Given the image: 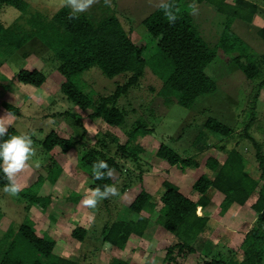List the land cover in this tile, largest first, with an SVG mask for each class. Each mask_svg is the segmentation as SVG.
<instances>
[{"label": "rangeland", "instance_id": "obj_1", "mask_svg": "<svg viewBox=\"0 0 264 264\" xmlns=\"http://www.w3.org/2000/svg\"><path fill=\"white\" fill-rule=\"evenodd\" d=\"M25 1L28 3L26 12L11 5L4 6L0 12L3 25L12 29L14 33L31 35L27 30L30 29L27 17L40 13L46 18H51L62 6H69L76 13L88 16L94 23L116 15L134 42L142 41L148 44L151 43L152 37L142 21L167 0H93L85 11L75 9L68 4V0ZM225 1L236 4L240 0ZM251 1L256 2L262 11V15L258 11L257 16L263 17L264 0ZM188 7L192 10L197 24L199 23L203 36L210 42L215 41L224 27L223 15L206 2L198 3L194 0L189 2ZM258 25L254 22L234 21L231 27L251 44L254 53H263L264 42L256 34ZM23 26L26 29H23ZM42 44L39 38L31 36L19 49L0 53V61H3L0 63V122L6 129L12 126L19 132L30 133L33 140L34 154L28 161V166L16 174L21 189L38 185L36 184L38 177L41 175L45 178L55 161L63 170L54 183L46 177L40 187L32 188L30 196L6 193L0 187V236L5 235L9 229L13 230V233L4 239L0 237L2 249L13 239L20 240L15 227L22 222H28L32 223L38 235H47L56 240L54 247L56 254L76 264H111L113 258L130 260L136 264H204L202 255L204 251L210 249H203V245L204 242L211 240L216 241L212 252L218 253L225 261L244 259L241 244L246 232L255 224L258 217V213L251 208V203L256 200V193L244 206L234 203L228 214L215 224V227H220V231L217 233L209 230L201 238L203 245L196 243L197 252L185 254L181 259L178 258L179 262L168 261L167 248L175 240L160 224L159 208L162 205L160 198L164 189L159 183L161 175L155 174L160 173L162 169L166 170L168 162H162L166 161L162 158L155 160L154 157L158 158L155 153L158 143H165L184 158L189 157L187 154L196 152V137L204 130L207 135L203 138H207L211 147L198 155L199 168L197 170L191 168L193 181L206 173V158L210 153L226 155L239 139L241 140L236 149L245 154L251 174L260 179L262 169L257 157V146L243 135L245 127L251 123L252 137L258 143L262 141L264 144L262 132L264 86L258 92L255 89L256 82L248 81L240 69L232 70L230 61L233 55L224 54L222 51L207 67L208 74L217 80L216 90L199 97L190 107L180 105L174 98L166 102L159 94L161 81L151 72L149 66H146L140 80L126 92L121 91L127 81L126 78L123 76L109 78L99 68L92 67L77 77V84L94 97L96 106L100 105L104 97L115 96L119 90L120 95L115 98V104L124 109L125 121L118 127L110 126L103 118H91L90 110H83L66 98L60 87L62 79L57 71L58 61L52 51ZM21 68L44 69L47 78L40 87L23 83L17 77ZM258 95L261 104H257ZM2 101L18 106L19 114L10 113L1 104ZM259 114L262 115L263 129H259V119L256 120ZM209 117L222 121L226 126L233 128V132L228 137L213 134L204 124ZM78 118H82V128L80 123H76ZM139 120L149 125L152 130L139 140L144 149L139 153L138 160L129 150L130 146H134L135 140L130 142L131 145L125 152L119 150L117 145L127 142ZM83 125L86 134L77 147L67 152L62 151L58 145L49 151L44 149L43 141L51 131H56L64 138L71 136L78 138V133L83 131ZM258 132L260 135H257ZM203 140L201 138V141ZM218 145H224L228 150H223ZM89 149L101 155H114L119 163V168L112 171L116 194L98 199L94 207L81 203L85 191L91 190L93 182L89 166L82 161L84 153ZM197 153L198 151L195 155ZM159 162L164 166L162 168L159 165L156 171L153 166ZM36 163H39V167L35 166ZM150 175L154 179V187H158L157 192L153 193L158 206L135 213L129 210L128 206L141 190H147ZM262 183L264 179L260 180L259 188ZM182 189L188 194L187 186ZM212 199L208 211L210 215H216L219 209L215 203L218 204L219 199L217 196ZM140 214L150 217L152 221L151 228L146 230L143 236L137 234L132 236L124 249L112 245L105 239L104 227L107 222L122 218L137 219ZM77 227H82L86 231L82 240L72 234ZM162 231H166L167 235ZM1 253L2 250L0 257ZM211 257L214 256H209V259Z\"/></svg>", "mask_w": 264, "mask_h": 264}, {"label": "trees", "instance_id": "obj_2", "mask_svg": "<svg viewBox=\"0 0 264 264\" xmlns=\"http://www.w3.org/2000/svg\"><path fill=\"white\" fill-rule=\"evenodd\" d=\"M191 1L167 0L144 18L142 23L152 37L151 43L148 44L142 41L134 42L116 15L94 23L88 16L76 13L69 6H62L51 18H46L40 13L27 17L30 22V29L27 30L31 35L14 33L0 20V53L19 49L30 40L31 36L39 38L43 42L42 45L47 46L58 61L57 71L62 79L60 87L66 98L81 109L90 110L91 118H103L108 125L116 127L125 121L124 109L115 104V98L120 95L119 90L115 96L104 97L100 105L96 106L94 97L77 84V77L92 67L99 68L109 78L118 76L126 78L123 90L122 87L120 88L121 91L126 92L130 86L140 80L146 66H149L151 72L161 81L159 94L166 102L174 98L180 105L190 107L199 97L216 90L217 80L208 74L207 67L222 51L224 54L233 55L230 61L232 70L238 68L249 80L256 81L255 89L259 92L264 86V52L254 53L251 44L231 27L235 20L251 23L258 9L257 3L251 0H240L236 4L225 0H196L198 3L206 2L212 5L224 17L223 29L218 33L215 41L210 42L203 36L199 23L197 24L192 10L188 7ZM7 5L24 12L28 8L25 0H0V12ZM69 13L72 14L71 19ZM171 17H176L174 22ZM23 29L26 28L23 26ZM256 33L264 42V26L258 28ZM43 70L21 68L17 77L23 83L40 87L47 78V73ZM1 104L12 114L16 115L20 112L19 107L10 102L2 101ZM76 123H80L82 128V118H78ZM204 124L213 134L228 137L233 132V128L226 126L215 117H209ZM250 127L251 124L248 123L243 136L252 140L257 146V157L262 169L260 179L250 175L246 169L245 157L234 146L228 150L224 145H218L228 150V157L223 163L213 157L206 159V173L197 177L193 184L195 197L185 194L171 181L163 182L164 190L160 198L162 205L159 208L160 224L174 236L175 240L167 248L168 261L179 262L178 258L181 259L185 254L197 252L196 243L203 245L200 237L206 231L210 220L208 211L211 205L208 193L210 188L225 194L224 200L218 207L219 212L223 214L234 203L244 205L259 186L260 180L264 179L262 146L251 136ZM151 130L149 125L139 120L127 142L117 145V148L125 152L131 145L130 142L135 140L134 146H130L129 150L135 159L139 160L138 155L144 149L139 140L151 133ZM19 133L11 126L3 138ZM85 134L84 125L83 131L78 133V138L73 136L64 138L53 130L45 137L43 147L49 151L58 145L62 151L67 152L77 147ZM206 135L204 130H201L196 137V148L200 151L211 146L207 138H203ZM201 138L204 140L201 141ZM239 140L236 144H239ZM197 155L184 158L165 143L160 144L156 153L157 157L166 160L170 165H178L184 169L190 167L195 170L200 166ZM98 160H105L112 171L119 168V163L114 155H101L92 149L84 153L82 161L89 166L93 180L90 187L94 189L99 186L103 191L105 185L113 186L114 181L112 176L106 175L99 179L94 178L92 167ZM62 170V166L55 161L46 177L54 183ZM99 171L107 173L108 169L100 168ZM46 177L40 175L36 182L38 185L35 186L40 187ZM6 183L8 181L0 172V187L3 188ZM35 186L21 189L18 194L30 196L29 192ZM156 206L158 204L153 195L143 189L128 209L141 213L143 209H152ZM251 208L258 213V217L255 224L246 232L241 244L244 259L225 261L218 253L212 252L214 245L210 242L203 245V249H210L204 251L202 255L204 264H264V183L260 186L258 197ZM151 225V218L143 214L137 219L122 218L107 222L104 227L105 239L112 245L124 249L131 234L143 236ZM15 229L20 240L13 239L4 249L0 242V250H2L0 264H76L56 254L54 252L56 240L47 235H38L32 223L22 222ZM12 231L9 229L0 237L4 239L11 235ZM85 232L82 227H77L72 234L82 240ZM209 256L214 257L209 259ZM110 263L136 264L130 260L116 258Z\"/></svg>", "mask_w": 264, "mask_h": 264}, {"label": "clouds", "instance_id": "obj_3", "mask_svg": "<svg viewBox=\"0 0 264 264\" xmlns=\"http://www.w3.org/2000/svg\"><path fill=\"white\" fill-rule=\"evenodd\" d=\"M93 0H68L75 9L85 11L91 5ZM69 18L72 14L69 13ZM173 22L176 17H171ZM7 129L2 122H0V172L8 181L3 186V191L10 194H16L21 190V186L17 183L16 174L28 166V161L34 154L33 140L31 134L21 131L19 134L9 135L4 139ZM39 167V163L35 164ZM100 168H107V173L99 171ZM92 174L95 179L106 176H112V170L108 167L105 160H98L93 163ZM117 189L112 185H105L103 191L97 186L94 189L86 190L81 203L86 206H95L98 199L107 197L110 194L115 195Z\"/></svg>", "mask_w": 264, "mask_h": 264}, {"label": "crops", "instance_id": "obj_4", "mask_svg": "<svg viewBox=\"0 0 264 264\" xmlns=\"http://www.w3.org/2000/svg\"><path fill=\"white\" fill-rule=\"evenodd\" d=\"M260 12V14L262 13V11L260 10V8L258 7V9H257V12L255 13V16H254V18H253V20H252V22H254L255 24H259L258 26H259V28L260 27H263L264 26V16L263 17H261V16H257V15H259L258 13ZM262 15V14H261ZM242 22V20H235V22ZM257 22V23H256ZM258 29V28H257ZM256 32H257V30H256ZM257 34V33H256ZM246 77V76H245ZM246 79L249 81V79L246 77ZM254 82H256V81H254ZM257 83V82H256ZM260 95V94H259ZM256 96V101H257V104H261V100H260V96ZM261 114V113H260ZM260 114H259V116L256 118V120L257 119H259L258 120V123H260V127H259V129H263V126H262V124H261V118H262V115L260 116ZM255 120V121H256ZM251 124V123H250ZM252 127H253V124H252V126H251V136H252ZM262 132L264 133V131L262 130ZM257 135H260V132H258L257 133ZM254 138V137H253ZM260 144H261V146H262V152H263V148H264V144H263V142L262 141H260L259 142ZM234 144L236 145H232V146H235L234 148L236 149V147L238 146V144H236V142H234ZM159 146H160V143H158V146H157V148H156V151H155V153H157V150H158V148H159ZM211 147V146H210ZM209 147V148H210ZM209 148H207L206 150H204V151H200L199 149H197V148H195L196 149V152L198 151V155H201V154H203L205 151H207ZM221 149H223L224 150V148H222V147H220ZM231 149V148H230ZM195 152V153H196ZM220 152V151H219ZM195 153H189V154H187V155H190V156H195ZM196 154V155H197ZM223 154V155H222ZM241 154H243V156L245 157V161H246V169L248 170V172L250 173V175H252L251 174V172H250V169H249V163H248V160L246 159V156H245V154L244 153H241ZM263 154H264V152H263ZM198 155H197V157H198ZM189 156V157H190ZM209 157H213V158H215V159H217L220 163H223L226 159H227V157H228V152H227V154L225 155L224 153H216V152H214V153H210V155L209 156H207V158H209ZM155 158V160H158L159 159V157L158 158H156V157H154ZM206 158V159H207ZM161 159V158H160ZM162 162H167V161H162ZM162 162H159V163H156V164H154V166L153 165H151V166H153L154 167V169L157 171L159 168H158V166L160 165L162 168H163V163ZM151 166H149V167H151ZM166 166H167V169L166 170H163L162 169V171L160 172V173H158V172H156L155 170V174H160L161 175V177H159V179H160V181H159V183L161 184V187H162V185H163V182L165 181V180H168V181H171V182H173V183H175V184H177L178 186H179V188L181 189V191L182 192H184V190L182 189L183 187H185V186H187L188 188H189V192H188V194L187 195H190V196H194L195 197V191H194V188H193V184H194V181H193V178H191V175L193 174V170L191 169V168H187V169H184V168H182L181 166H178V165H170L169 163H167L166 164ZM179 167H180V169H179ZM195 170V169H194ZM209 175L210 176H212V174L211 173H209ZM152 176H154V174L152 175ZM151 175H150V179H148L147 181V191L150 193V194H152L153 195V193L154 192H157V190H158V187H154L155 186V183H154V179H153V177H152ZM165 176V177H164ZM253 176V175H252ZM254 177V176H253ZM155 179H157V177H154ZM256 178V177H255ZM259 184H260V182H259ZM259 186L256 188V190L250 195V197H249V199L247 200V201H250V199H251V197L253 196V194L254 193H256L255 195H257L256 196V199H257V197H258V192H259ZM185 193V192H184ZM208 193H209V197L211 198V203L213 202V199L212 198H214V197H218V199H219V203L217 204V203H215L216 204V206H218L219 207V205H220V203L224 200V198H225V194L224 193H222L221 191H219V190H217V189H214V188H210L209 189V191H208ZM246 204V203H245ZM244 204V205H245ZM253 203H251V205H252ZM243 205V206H244ZM233 207V205L226 211V212H224L223 214L222 213H220V212H217V214L216 215H210L209 214V216H210V220H209V222H208V224H207V229H206V231L204 232V233H202L201 234V237L200 238H202V237H204L205 236V233H208V231L209 230H212L213 232H217L218 233V231H220V227L218 228V227H215V224H218L219 222V220L220 219H222V218H224L227 214H228V212L231 210V208ZM199 213H201V210L199 211ZM152 226V225H151ZM151 226L149 227V228H151ZM149 228L147 229V230H149ZM165 229V228H164ZM166 230V229H165ZM167 231V230H166ZM166 231H162L163 233H165L166 234ZM222 231V230H221ZM226 231V230H225ZM146 232V231H145ZM135 234H131V236H130V238H132V236H134ZM167 235V234H166ZM174 237V236H173ZM130 238H129V241H130ZM209 239V238H208ZM210 240H211V238H210ZM212 243L214 246H215V243H216V241H213V240H211V241H207V243L206 242H204V244L206 243V244H208V243ZM129 243H127V245H128ZM126 245V246H127ZM125 246V247H126Z\"/></svg>", "mask_w": 264, "mask_h": 264}]
</instances>
